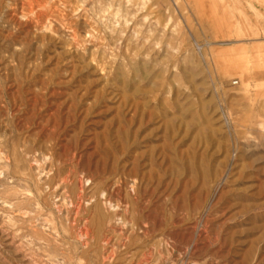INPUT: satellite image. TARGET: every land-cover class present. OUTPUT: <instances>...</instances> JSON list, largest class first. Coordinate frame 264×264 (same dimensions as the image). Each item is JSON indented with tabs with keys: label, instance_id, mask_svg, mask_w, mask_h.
<instances>
[{
	"label": "rangeland",
	"instance_id": "obj_1",
	"mask_svg": "<svg viewBox=\"0 0 264 264\" xmlns=\"http://www.w3.org/2000/svg\"><path fill=\"white\" fill-rule=\"evenodd\" d=\"M145 2L0 0V264H264V0Z\"/></svg>",
	"mask_w": 264,
	"mask_h": 264
},
{
	"label": "bare ground",
	"instance_id": "obj_2",
	"mask_svg": "<svg viewBox=\"0 0 264 264\" xmlns=\"http://www.w3.org/2000/svg\"><path fill=\"white\" fill-rule=\"evenodd\" d=\"M141 4L142 6H145L147 4V2H145V0H141ZM155 5V4H154ZM81 235V234H80ZM108 241V240H107Z\"/></svg>",
	"mask_w": 264,
	"mask_h": 264
}]
</instances>
